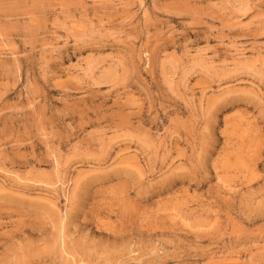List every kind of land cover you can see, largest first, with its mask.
<instances>
[{"label": "rangeland", "instance_id": "rangeland-1", "mask_svg": "<svg viewBox=\"0 0 264 264\" xmlns=\"http://www.w3.org/2000/svg\"><path fill=\"white\" fill-rule=\"evenodd\" d=\"M0 264H264V0H0Z\"/></svg>", "mask_w": 264, "mask_h": 264}]
</instances>
